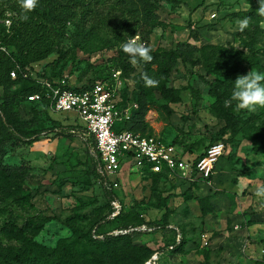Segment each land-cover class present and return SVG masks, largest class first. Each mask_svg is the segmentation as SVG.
Here are the masks:
<instances>
[{
  "label": "rangeland",
  "instance_id": "obj_1",
  "mask_svg": "<svg viewBox=\"0 0 264 264\" xmlns=\"http://www.w3.org/2000/svg\"><path fill=\"white\" fill-rule=\"evenodd\" d=\"M14 1L19 3L0 0V24L6 31L16 16L11 10ZM253 2L96 0L82 21L83 30L68 23L51 54L25 69L35 83L48 82L53 88L62 82L111 84L109 74L120 70L115 63L123 42L117 39L135 34L136 43L151 52L165 55L175 50V54L170 56L165 96L140 88L139 64L134 72L120 75L117 92L131 114L127 127L175 146L182 159L203 153L218 133L213 142H222L224 152L209 180L168 171L153 175L124 164L118 181L120 216L98 227L104 236L123 237L88 239L74 228L88 227L102 214L98 183L88 175L62 186L52 181L58 173L82 168L78 160L84 159L92 137L80 129L72 137H54L48 133L55 126L51 120H60L62 126L78 121L70 114L42 110L33 95L8 98L12 117L27 130L41 133L42 139L31 145L14 140L0 143V251L12 245L40 260L35 254L42 246L50 253L51 264H141L150 252L167 244L169 234L167 228L154 224L141 229L140 217L159 220L164 212L159 199L174 193L167 202L168 225L180 229L184 245L163 251L159 264H264V197L256 195V188L264 185V107L237 111L233 103L222 109L214 105L207 84L223 80L220 90L231 95L237 75L264 72V17L253 15L249 27L238 30L245 15L236 14L249 10ZM254 26L259 30L250 49L246 32ZM6 48L13 50L0 43V49ZM152 67L156 69V64ZM229 116L235 118L232 125L226 120ZM120 230L123 233H114Z\"/></svg>",
  "mask_w": 264,
  "mask_h": 264
},
{
  "label": "trees",
  "instance_id": "obj_2",
  "mask_svg": "<svg viewBox=\"0 0 264 264\" xmlns=\"http://www.w3.org/2000/svg\"><path fill=\"white\" fill-rule=\"evenodd\" d=\"M118 1L124 2L125 0ZM253 1V5L249 10L242 11L236 15H245L250 18L253 15H256L258 2L257 0ZM95 2L96 0H40L39 5L34 10L27 13V19H21V16L23 15L22 8L19 3L16 1L13 2L11 10L16 16L11 19L12 21L9 26V31H6L5 28L2 27V24H0V43L13 49L12 51H9L8 48L5 50L0 49V87L2 88L3 93L0 97V114L2 116V120H0V143H6L9 140H14L15 142H24L26 145H31L42 139L41 133L27 130L22 121L16 120L12 117L9 111L8 98L14 96L24 97L27 95H38L39 102L43 105L42 110L47 111L48 113L51 112L49 109L51 100L46 97V86L44 84L35 83L29 75V72L25 69L29 70L32 68L33 63L41 61L51 54L54 42L59 41L64 36V31L68 23H75L79 30H83L84 23H82V21L90 15L89 10ZM190 10L192 11L193 9ZM129 11L130 10H128V12ZM148 12L149 11H147V13ZM129 14L133 15V12H129ZM77 19H79L78 23L75 22ZM95 26L97 27V25ZM258 30L259 27L254 26L251 30L246 32L250 39V49L254 46V37L256 36ZM192 31L193 29L189 25L188 39L192 38ZM134 35L135 34H132L126 40L123 38H118L117 40L123 42L124 45L129 42ZM123 45L119 48L121 55L116 59V69H120L121 74L131 73L134 72L136 64H139L141 69L140 72L137 73L136 79L140 88L144 91H158L160 94L165 96V93L169 91L166 85L170 72V56L175 54V50L165 53V55H160L156 52L150 51V55L152 56L150 62H144L139 58L135 59L136 62H132L131 56L123 52ZM122 56H124V58ZM256 59L257 58H253V62H256ZM153 64H156V69H153ZM18 66L19 69H17L16 77L11 78L10 72L14 71V69ZM111 73L109 74V77L111 76ZM145 76L158 81V84L156 86L148 85L144 78ZM207 84L209 87V94L214 98V105H218L224 109L225 101L230 98L226 89L222 91L220 90V87L225 85V81L216 79L214 82L208 81ZM87 85L88 84H82L80 86L66 85V87L70 89H77L79 87H86ZM14 86H16L15 89H13ZM226 120L229 125H232L235 122V118L233 116H229ZM51 122L55 126H52V128L48 130V133H51L54 137H72L73 133L77 129H80L85 133V127L81 124L74 125L69 123L62 126L60 125V120H51ZM124 125L125 124L120 123L118 128H124ZM66 129L68 132H63V130ZM219 137L220 134H216L211 138L208 145L214 143L213 141ZM202 154L203 153L199 154L197 157H200ZM78 165L82 168L72 169L69 174L62 172L58 173L52 183L62 186L73 179L88 175L93 183H98L97 188L100 190L101 205L104 210L99 218L92 222L88 227H76L74 229L83 233L88 239H122L123 236H120L119 234H107L104 236L98 228L105 220H115L120 216L118 215L112 219L109 218V215L112 212L110 204L111 200L113 198H119L121 201L122 193L120 188L115 190L108 189L104 184V180L98 172L99 155L93 138L90 146H87L84 150V159L78 160ZM144 170L153 175H162L165 172L154 173L148 171L147 169ZM211 176H209L207 180H209ZM174 195V193H168L159 199L158 206L164 209V212L161 214L159 220L145 221L144 218L140 217V223L138 225H158L160 228H167L165 232L169 234L167 244H165L160 250L158 249L150 252L141 264H143L155 251L159 252L161 255L163 251L172 252L180 250L184 245V237L182 236L180 229L173 226L170 227L168 225L169 207L167 202ZM181 195L186 196V193L183 192ZM36 219L46 221L47 218L37 217ZM176 229H178L181 236L179 242H176ZM169 246H172V248L169 249ZM37 247L39 252L35 255L40 258L41 262L36 257L27 255L25 251H19L15 246L8 245L5 246L3 251H0V264H51L49 260L50 253L48 251L46 252L42 246Z\"/></svg>",
  "mask_w": 264,
  "mask_h": 264
},
{
  "label": "built area",
  "instance_id": "obj_3",
  "mask_svg": "<svg viewBox=\"0 0 264 264\" xmlns=\"http://www.w3.org/2000/svg\"><path fill=\"white\" fill-rule=\"evenodd\" d=\"M130 41L136 43L137 40L134 37ZM10 75L14 78L15 71ZM120 75V70H114L110 76L113 83L105 85V82L97 80L77 89L66 87L64 82L55 88L48 82H41L47 88L46 97L51 100L50 111L70 114L73 120L85 127V135L94 139L99 155L98 172L107 188H120L118 181L123 165L128 163L154 173L177 172L184 178L207 180L224 152L223 143L216 141L208 145L200 157L182 159L175 146L131 130L127 127L131 119L130 108L122 103L117 92ZM33 98L38 99L39 96L33 95ZM120 123L125 124L124 128H118ZM110 204L112 212L109 218L112 219L120 214L121 202L119 198H113ZM140 228L145 230L146 226ZM176 231V242H179L181 236L178 229ZM159 256L155 251L143 264H159Z\"/></svg>",
  "mask_w": 264,
  "mask_h": 264
},
{
  "label": "clouds",
  "instance_id": "obj_4",
  "mask_svg": "<svg viewBox=\"0 0 264 264\" xmlns=\"http://www.w3.org/2000/svg\"><path fill=\"white\" fill-rule=\"evenodd\" d=\"M40 0H19L20 6L23 11L21 19H27V13L34 10L39 5ZM258 8L256 15L264 17V0H257ZM250 17L245 16L238 23V30L243 31L249 27ZM123 52L127 53L133 58H139L144 62H150L152 56L150 49L139 43L129 41L123 45ZM133 62H136L134 59ZM147 84L156 86L158 81L148 77H144ZM231 95L225 101V107L235 103L236 110L255 111L257 107H264V72L259 70L249 71L245 75H237L232 80ZM256 195L264 197V185L256 188Z\"/></svg>",
  "mask_w": 264,
  "mask_h": 264
},
{
  "label": "crops",
  "instance_id": "obj_5",
  "mask_svg": "<svg viewBox=\"0 0 264 264\" xmlns=\"http://www.w3.org/2000/svg\"><path fill=\"white\" fill-rule=\"evenodd\" d=\"M83 134H84V133H83ZM120 177H121L120 179H122V174L120 175Z\"/></svg>",
  "mask_w": 264,
  "mask_h": 264
}]
</instances>
